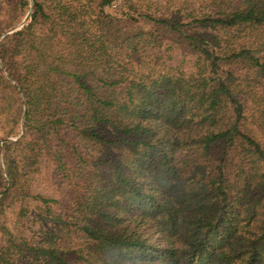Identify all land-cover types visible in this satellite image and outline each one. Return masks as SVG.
Wrapping results in <instances>:
<instances>
[{
  "label": "trees",
  "instance_id": "trees-1",
  "mask_svg": "<svg viewBox=\"0 0 264 264\" xmlns=\"http://www.w3.org/2000/svg\"><path fill=\"white\" fill-rule=\"evenodd\" d=\"M0 264H264V0H0Z\"/></svg>",
  "mask_w": 264,
  "mask_h": 264
},
{
  "label": "rangeland",
  "instance_id": "rangeland-1",
  "mask_svg": "<svg viewBox=\"0 0 264 264\" xmlns=\"http://www.w3.org/2000/svg\"><path fill=\"white\" fill-rule=\"evenodd\" d=\"M177 1L179 2V4H182V6L183 5L184 6H187V5H195V6H198V5H200V2H202V1L204 2V1H207V0H177ZM172 2L174 3L175 0H172ZM30 7H31V4H30V6H29V8H28V10L26 12V14L22 17L21 21L15 26L14 29H18L22 25V22L28 17L29 12H30ZM260 34H262V33H260ZM169 53H173V52H169ZM17 137H18V135L9 136V137L6 138V140L15 139Z\"/></svg>",
  "mask_w": 264,
  "mask_h": 264
}]
</instances>
